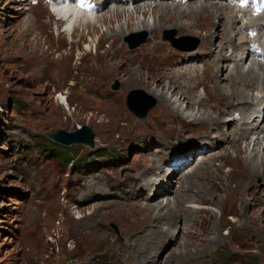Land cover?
Wrapping results in <instances>:
<instances>
[{"label": "rangeland", "instance_id": "1", "mask_svg": "<svg viewBox=\"0 0 264 264\" xmlns=\"http://www.w3.org/2000/svg\"><path fill=\"white\" fill-rule=\"evenodd\" d=\"M49 1L0 0V264H116L121 261V255L125 253L127 242V237L122 231L123 224L117 219L121 209L119 204L133 203V199L123 202L125 199L122 198L129 193L131 188L129 182L134 181L128 180L127 177L134 178L141 170L143 172L144 169L141 167L145 165V161L154 159L158 163L153 167L152 176L147 175L140 184L143 185L148 181L150 183L148 186L151 188L159 179H168L167 182L172 183L168 189L172 191L169 197L173 198L184 194L188 185L186 182L182 184L181 179L184 173L191 174L198 169L199 167L195 168L198 164L205 163L204 169L200 170L201 178H196L203 183H206L205 178L218 168H222L223 176L230 174V179L236 182L241 179L242 171L238 165L224 159L225 152H220L221 145L209 148L195 136V140L187 136L178 140L173 136L172 143L174 142L175 145L168 150L157 144L153 145V139L149 137L155 134L151 120L154 116H158L159 104L148 90L134 88L124 92L118 80L112 83L110 80H105L102 88L95 86L88 92L84 91V87L70 91L68 87L59 89L55 80L52 82L57 88L41 86L40 83L34 82L30 72L33 70L34 62L26 61L28 60L26 46L35 41L34 34L29 35L26 29L31 30L30 27L35 23L33 21L38 19L43 22L40 23L43 27L53 22L52 37L58 42L55 44L58 46L64 44L62 51H65V48L68 50L69 47L70 36H66L63 41L59 39V30L66 29L63 28V24L56 23L57 15L50 16L53 13ZM94 1L98 4L97 0ZM143 1L139 0V2ZM217 1H224V4L230 2V0L229 2L227 0L205 2L192 0L191 2L193 6L198 4L199 7L200 3L209 5ZM111 3L113 0L108 2ZM147 3L154 2L147 0ZM168 3L172 2L168 1ZM122 6L133 8V5ZM103 10L105 6L100 8L99 13L103 14ZM250 15L248 14L243 20L248 19ZM147 20L151 23L154 21L150 15L147 16ZM135 21L137 22V19ZM167 26L161 37L174 49L180 52H192L200 47L201 39L197 35L180 34L176 29L171 28L170 24ZM25 31L28 34H25ZM257 31L246 34L261 33ZM100 32L101 29L98 33H92L94 40ZM143 39L145 42L135 48L136 50L148 41L149 34L143 31L130 32L119 41V45L124 44L125 52L134 51L135 49H130L129 45ZM220 40L219 35L215 43H219ZM238 40L240 41L239 37L236 39V44L239 43ZM97 43L96 40L95 47ZM84 46L81 47L82 50ZM107 49L108 44L103 43L98 51L103 52ZM237 54L242 55V52L237 51ZM243 57L246 59L244 66L248 67L254 56L244 54ZM205 58L199 60L200 65ZM98 60L96 55L87 56L79 66V70L72 71V75H75L72 79L78 83L89 84L96 81L99 83L100 77L95 69ZM259 61L264 62L262 59ZM226 65L224 62L223 66ZM223 70L226 68L223 67ZM134 90L144 92L145 95H141V99L144 101L146 99L148 104L152 100L156 101V106L144 119L138 118L127 107L128 96ZM199 92L203 94V89H199ZM60 93H68L70 106L66 104L62 106L59 103ZM84 93L97 98L93 106L86 105ZM101 101L124 109L134 121H143L145 124L135 135L126 136L124 121H115L112 117H108L106 112H101V115L97 116L98 104ZM181 107L185 109L186 103ZM232 118L240 119L237 112L229 117ZM260 118L258 119L262 120V117ZM84 126L89 127L95 134L93 148L85 145L65 147L52 141L48 136L49 133L57 130L75 132ZM231 126L229 123L227 128L232 129ZM144 145L148 146V149L143 147ZM58 146L60 149L56 150ZM242 146H246L245 141ZM61 147L70 148L71 156L68 157ZM228 151L232 157H235L232 149L228 148ZM217 152H220L219 155L211 161L210 155ZM174 155L179 156L178 161L170 166V157ZM183 163L185 164L180 170L176 172L172 170ZM160 166L169 169L168 172L164 175L160 173L158 171ZM156 173H160L163 177L155 179ZM151 179L154 180L149 181ZM137 183L138 180L136 185ZM253 183L260 186L258 187L260 197H264V177L257 176ZM192 187L194 191L198 188L196 184ZM203 189L206 190L207 185H204ZM138 191H140L138 203L144 205L156 203L151 200L150 191H144L140 186ZM200 193V195L204 194L203 196L207 195L204 191ZM225 197L226 194H223L225 200L223 210L226 214L224 216L226 223L221 225L223 239L211 244L210 248L207 247L208 249L201 256L202 259L192 260L193 262L176 260L174 264H264V233L259 231L264 229V219L258 220L259 215L264 217V205L244 206L247 213L241 218L236 214L244 205L240 203L239 196L231 195L226 199ZM191 206L211 210L213 216L210 217L212 219L208 222V227L211 229L215 227L216 217L220 218L218 206L214 203ZM253 212H257L255 215L257 217H251ZM183 222V219H177V227L181 228ZM96 229L102 232L95 237L92 232ZM154 230L150 228V223H147L129 237L128 242L138 256H140L138 249L141 247V241L144 242L142 237ZM107 235L110 236L109 239H106ZM180 237H182L181 233L178 232L177 240L174 239L176 243L181 239ZM138 239L140 240L136 244ZM175 242L173 241L165 250L162 260L166 259L168 251L175 246ZM204 245L207 243H203L201 248L205 247ZM192 251L195 253L194 249Z\"/></svg>", "mask_w": 264, "mask_h": 264}, {"label": "bare ground", "instance_id": "2", "mask_svg": "<svg viewBox=\"0 0 264 264\" xmlns=\"http://www.w3.org/2000/svg\"><path fill=\"white\" fill-rule=\"evenodd\" d=\"M97 1L100 7L105 6L103 14L94 19L86 15L80 20L77 19L70 33L67 30H59L58 36L62 41L66 36H70L68 50L65 48V51H62L64 44L60 46L55 44L57 41L52 37L53 22L43 27L40 25L43 22L37 19L33 21L35 23L30 27L31 30L26 29L29 35L32 33L35 38L32 44L26 46L28 54L26 61L34 62L33 70L30 71L33 81L40 83L41 86L57 88L52 82L55 80L59 89L68 87V91L77 88L80 90L84 87V91L88 92L95 86L102 88L105 80H110V83L118 80L124 92L143 88L148 90L159 104L158 116H154L151 120L155 134L149 137L153 139V145L157 144L168 150L175 145L174 142L172 143L173 136L178 140L184 136L194 139L195 136L209 148L221 145L220 152H225L224 159L241 168L242 177L239 181L231 180L230 174L223 176L222 168H218L205 178L206 183L200 182L196 178H201L200 170L204 169L205 163L198 164L195 167H199L198 169L191 174L184 173L181 179L182 184L186 182L188 185L184 194L173 198L169 197L172 191L168 189L172 183L167 182L168 179H159L151 188L148 186V181L143 185L140 184L147 175L152 176L153 167L158 163L154 159H146L145 165L141 167L144 169L143 172L141 170L142 174L140 172L134 178L127 177L128 180L134 181L129 182L131 186L129 193L122 198L125 199L123 202L133 199V203L119 204L121 209L117 214V219L123 224L122 231L127 237V242L124 249L126 251L121 255V261L116 264H174L176 260L182 262L200 260L207 247L223 239L221 225L226 223L223 194H226L225 199L231 195H238L240 203L244 204L243 207L264 205V197H260L258 190L260 186L253 183L257 176L264 177V160H262L264 62L259 61V58L264 56V17L255 18L250 15L248 19L243 20L250 14L249 11L240 9L231 2L224 4V1L209 5L200 3L199 7L198 4L193 6L191 1L185 4V7H180L179 3H166L164 0L163 2L155 0V3H147V0L143 2L113 0L111 4H108L110 0ZM142 3L144 4L141 5ZM122 5H133V8ZM149 15L153 17L152 23L147 20ZM50 16L54 17L55 14ZM56 23L60 25L64 24V21L61 18L57 19ZM167 24L180 34L197 35L201 39L200 47L192 52H180L174 49L161 37ZM100 29L99 36L97 35V39L94 40L92 33H98ZM257 30L261 33L246 34ZM139 31L149 34L148 41L137 50L125 52L124 44L119 45V41H122L128 33ZM27 32L25 31V34ZM219 35L221 40L216 44L215 40ZM238 37L240 41L238 40L239 43L236 44ZM96 40L98 43L95 47ZM103 43L108 44V49L99 52V46ZM82 46H84L83 50ZM93 47L96 49L94 50ZM237 51L242 52V55H238ZM244 54L254 56L248 67L244 66L246 60ZM89 55H96L99 59L95 69L100 81L89 84L78 83L72 79L75 76L72 75V71H78L82 61ZM202 58H205V61L200 65L199 60ZM224 62L229 66H223ZM223 67L226 70H223ZM227 69H229L228 73ZM201 88L203 94L199 92ZM65 94L60 93L58 101L62 106L65 104L70 106L68 93ZM84 96L87 106L91 107L96 103V97H90L87 93H84ZM185 103L184 109L181 106ZM98 106L97 116L101 115V112H106L113 120L124 121L123 128L128 137L135 135L145 124L143 121H134L124 109L113 104L101 101ZM235 112L240 119H229ZM229 123L232 129L227 128ZM249 139L251 140L248 142ZM143 140L145 141L146 138ZM244 141L245 147L242 146ZM228 148L233 150L235 157L230 155ZM220 152L212 153L211 161ZM184 164L172 170L176 172ZM158 169L163 175L169 170L163 169L162 166ZM160 173L154 175L155 179L163 177ZM136 180H138L137 185ZM152 180L154 179L149 181ZM162 181L167 183L163 184ZM194 184L198 186L195 191L192 187ZM204 185H207L206 190L203 189ZM139 186L142 190L152 193L151 200L156 202L155 204L138 203ZM201 191H204L210 199L207 195H200ZM204 203H214L219 208L220 218L216 217L213 229L208 227V222L212 219L210 217L213 216L211 210L191 206ZM243 207L236 213L238 217L242 218L247 213L246 208ZM255 215L257 212H253L251 217H257ZM177 219L184 221L181 228L177 227ZM259 219L264 217L259 215ZM147 223H150V228L155 230L142 237L144 242L141 241V247L138 249L140 256H138L128 242L129 237ZM242 228L246 229L243 225ZM259 231L264 233V229ZM100 232L102 231L96 229L92 234L96 237ZM178 232L182 237L176 243ZM109 238L110 236L107 235L106 239ZM139 240L135 243L137 244ZM173 241L176 243L175 246L171 247L166 259L162 260L163 253ZM203 243L207 245L201 248ZM112 244H115L114 240Z\"/></svg>", "mask_w": 264, "mask_h": 264}, {"label": "water", "instance_id": "3", "mask_svg": "<svg viewBox=\"0 0 264 264\" xmlns=\"http://www.w3.org/2000/svg\"><path fill=\"white\" fill-rule=\"evenodd\" d=\"M144 42L145 39L140 40L136 43L130 42L131 44L129 45V48L135 49ZM141 95L144 96L145 93L137 90L132 91L128 96L127 107L138 118L144 119L147 117L148 113L156 106V101L152 100L151 103L148 104L146 102V99L145 101L141 99ZM145 103H147V105ZM48 136L52 141L65 147L85 145L93 148L95 146V134L87 126L79 128L75 132L57 130L55 132L49 133Z\"/></svg>", "mask_w": 264, "mask_h": 264}, {"label": "trees", "instance_id": "4", "mask_svg": "<svg viewBox=\"0 0 264 264\" xmlns=\"http://www.w3.org/2000/svg\"><path fill=\"white\" fill-rule=\"evenodd\" d=\"M51 144H52V142H50ZM53 146H56V145H53ZM62 149L61 150H63V152H65L66 153V155L68 156V157H70L71 156V149L70 148H65V147H61ZM60 149V146H58V148H56V150H59ZM55 150V149H54ZM51 151V150H50ZM60 155V154H59ZM58 158H61V156H58ZM62 159V158H61Z\"/></svg>", "mask_w": 264, "mask_h": 264}]
</instances>
